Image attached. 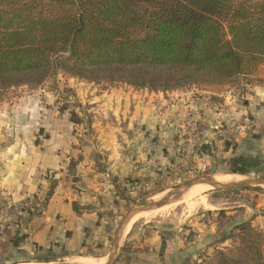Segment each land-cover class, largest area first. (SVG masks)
Returning a JSON list of instances; mask_svg holds the SVG:
<instances>
[{
  "label": "crops",
  "instance_id": "0c3cea01",
  "mask_svg": "<svg viewBox=\"0 0 264 264\" xmlns=\"http://www.w3.org/2000/svg\"><path fill=\"white\" fill-rule=\"evenodd\" d=\"M194 87L164 93L121 84L93 93L88 124L71 120L43 89L47 96L27 92L1 107L0 207L3 194L13 207L0 231V262L29 248L61 257L91 247L100 214L129 180L204 159L263 170L264 87L247 88L241 109L234 87L209 95Z\"/></svg>",
  "mask_w": 264,
  "mask_h": 264
},
{
  "label": "trees",
  "instance_id": "16d2710c",
  "mask_svg": "<svg viewBox=\"0 0 264 264\" xmlns=\"http://www.w3.org/2000/svg\"><path fill=\"white\" fill-rule=\"evenodd\" d=\"M262 64L264 0H0V101L57 72L165 92L264 84ZM227 238L195 264H264V231Z\"/></svg>",
  "mask_w": 264,
  "mask_h": 264
},
{
  "label": "rangeland",
  "instance_id": "374dc122",
  "mask_svg": "<svg viewBox=\"0 0 264 264\" xmlns=\"http://www.w3.org/2000/svg\"><path fill=\"white\" fill-rule=\"evenodd\" d=\"M241 78L236 85L221 87L195 86L194 88L201 89L204 92L198 91L209 95L210 92L225 88H231L225 90L229 92L234 87V90H237V104L241 109L243 98L246 97L245 93H248L249 90L247 88L264 87L263 83L246 84V77ZM247 78L264 81V65H260ZM121 84L124 83H117L113 87ZM104 86L103 83L91 82L57 72L36 87L30 88L27 85H21L9 89L0 101V108L13 104L21 95L27 92L35 94L39 92L47 96L41 91L43 89L53 96L54 99L50 100L53 101V104L56 102V106L70 113L71 120L75 123L79 121L85 123L84 118L86 117V123L88 124L91 119L88 111L92 105H95V103L90 102L93 93L100 94L102 91L113 88L108 86V88H105L106 86ZM192 87L186 89L189 90ZM192 93H196V91L193 90ZM219 108L220 106L215 108L216 112ZM220 109L224 111L225 108L221 106ZM235 112L237 113L239 110ZM80 118L81 120H79ZM100 169L96 170L101 171ZM158 172V174L152 173V177L149 175L143 176L140 182L137 181L138 183L129 180L125 188L122 189L123 187H121L120 189L122 195L117 200L111 201L110 199V204H106L107 210L100 214L99 220L96 222L95 236L97 238H94L95 241H92L91 247L87 244L81 250L61 257L53 254L56 252L48 251V248L39 250L29 248L26 251L27 256L15 255L10 260L11 263H3V260H1L0 264H13L15 261L23 260L24 263L54 264L65 262L75 264L83 259L85 260L82 264H105L113 250V243L120 222L130 209L158 202L171 194L175 187L193 178L226 176L221 183L243 181L250 178H264V168L263 170L259 168L257 172H240L231 168L215 167L213 161L207 162L206 159L201 160L200 163L191 161L190 165L184 168H179L176 165L161 169ZM53 186L54 184L51 182L49 189H52ZM193 188L192 186L190 189L193 191ZM199 188L200 190L198 189L196 193L188 190V194L191 195L186 192L184 196L188 195L187 197H184L182 193L173 194L170 196L169 202L163 206L149 212L145 211L147 214L143 216H137L140 214L138 213L136 217L134 216L135 218L132 217L131 219H134L128 222V224L131 222L128 228L123 230L113 264L205 263L206 258L212 256L217 249H224L231 245V241L227 238L230 234L249 227L264 231V185L207 188L201 184ZM2 202L0 207V231L5 229L7 216L13 207L12 202L4 194ZM74 207H76V203ZM88 230L92 231V229ZM186 249L190 251L187 254L188 256L184 252ZM181 255H183L182 258ZM155 260L161 261L157 263Z\"/></svg>",
  "mask_w": 264,
  "mask_h": 264
},
{
  "label": "water",
  "instance_id": "95a60500",
  "mask_svg": "<svg viewBox=\"0 0 264 264\" xmlns=\"http://www.w3.org/2000/svg\"><path fill=\"white\" fill-rule=\"evenodd\" d=\"M201 184L208 185V187H212V188H229V187L244 186V185H264V178H250V179H246L243 181L226 182V183L217 182L213 180V178H209V177L193 178V179L184 181L183 183L175 187L171 194H169L167 197H165L164 199L158 202L148 203V204H144V205L137 206V207L130 209L120 222L119 228L115 235V239L113 243V250L111 254L109 255L108 261L105 264H113L115 260V256L117 254L119 240L121 238L123 230L132 217H134L138 213L159 208L163 206L164 204H166L167 202H169L171 195L183 193L184 191L188 190L192 186L201 185ZM54 264H70V263L63 262V263H54ZM75 264H82V263H75Z\"/></svg>",
  "mask_w": 264,
  "mask_h": 264
},
{
  "label": "bare ground",
  "instance_id": "6f19581e",
  "mask_svg": "<svg viewBox=\"0 0 264 264\" xmlns=\"http://www.w3.org/2000/svg\"><path fill=\"white\" fill-rule=\"evenodd\" d=\"M225 177L226 176H224V175H217L215 178H214V176H213V180H215V181H217V182H223L224 180H225ZM230 180H232V179H230ZM198 185H194L193 187V191L189 188L188 190H191L192 191V193H196L197 191H198V189L200 190V188L199 187H201V185L200 186H198ZM205 187H207L208 188V185H204ZM192 188V187H191ZM188 190H186V191H184L182 194H183V196L186 194V192L188 191ZM191 191H190V193H191ZM187 194H188V192H187ZM188 195H191V194H188ZM187 195V196H188ZM182 196V197H183ZM187 196H184V197H187ZM181 197V198H182ZM182 200V199H181ZM165 207V206H164ZM147 212H149V211H147ZM147 212H143V213H140V214H138L137 216H143V215H145V214H147ZM135 217H136V215H135ZM134 217V218H135ZM133 218V219H134ZM133 219H131V221L133 220ZM131 223V222H130ZM129 223V224H130ZM129 224H127V226H126V228H128V226H129ZM83 260H85V259H83ZM83 260H79L78 261V263H82L83 262ZM72 262V261H71ZM74 263V262H73ZM21 264H38V263H31V262H29V263H21ZM40 264V263H39ZM43 264H45V263H43ZM48 264V263H47Z\"/></svg>",
  "mask_w": 264,
  "mask_h": 264
}]
</instances>
